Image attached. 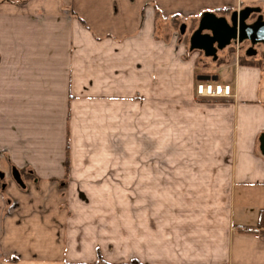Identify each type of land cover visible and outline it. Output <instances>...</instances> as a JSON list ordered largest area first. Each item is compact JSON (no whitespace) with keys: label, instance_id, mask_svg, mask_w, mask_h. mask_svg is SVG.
<instances>
[{"label":"crops","instance_id":"0c3cea01","mask_svg":"<svg viewBox=\"0 0 264 264\" xmlns=\"http://www.w3.org/2000/svg\"><path fill=\"white\" fill-rule=\"evenodd\" d=\"M247 7L0 0V264H264V69L201 99L200 51L158 33Z\"/></svg>","mask_w":264,"mask_h":264},{"label":"water","instance_id":"95a60500","mask_svg":"<svg viewBox=\"0 0 264 264\" xmlns=\"http://www.w3.org/2000/svg\"><path fill=\"white\" fill-rule=\"evenodd\" d=\"M253 15L258 17L253 23H249ZM186 29L187 26L183 24L180 28L182 35L185 34ZM246 42L251 45L250 49L246 51L248 57L257 55L256 46L264 47V17L259 8L247 7L228 16L204 13L199 20L197 29L190 37L189 49L191 52L200 51L205 57L216 62L219 52L224 51L232 44ZM260 150L264 156V134L260 139ZM16 175L18 174L16 173ZM0 178L4 179V174H0Z\"/></svg>","mask_w":264,"mask_h":264},{"label":"rangeland","instance_id":"374dc122","mask_svg":"<svg viewBox=\"0 0 264 264\" xmlns=\"http://www.w3.org/2000/svg\"><path fill=\"white\" fill-rule=\"evenodd\" d=\"M183 24L187 26V29L184 35H182L180 32V28ZM158 27H159L158 33H159L160 38L164 39L167 43L172 44V46H176L177 48L184 45L186 48L185 54L187 56L189 55L188 53L189 52V40H190L192 33L198 27L197 23L171 20L165 23H159ZM249 48H250V45H248L247 42L244 44H232V46L228 47L224 51L219 52L218 60L216 62H214L211 58L205 57L202 52H199V56L197 58V74L206 75V77L210 79V80L205 79L206 80L205 82L217 83L218 85L224 86L221 75L223 74L224 68L226 66H229L230 69L232 68L231 65L237 68L240 66H256L261 69H264V47L261 45L256 46L255 50L257 51V55L254 57H248L246 55V51H248ZM215 75L220 76L219 83L213 81V76ZM201 82L202 81H200L199 83ZM228 84L232 86L231 82H229ZM231 95L233 97V90H232ZM203 99H207V98H203ZM218 99H223V98H218ZM129 205L137 206V198L127 199V206ZM128 219L129 220L126 223V230L128 233L127 234V248L131 245L130 243H133V241L137 244V219L135 218V213H129ZM134 233L136 234L135 239H134L135 236L133 235ZM130 237L134 239L131 242L128 240ZM133 249H136L137 251V246H132L131 250ZM131 264H137V263L134 262Z\"/></svg>","mask_w":264,"mask_h":264},{"label":"built area","instance_id":"2783aa9c","mask_svg":"<svg viewBox=\"0 0 264 264\" xmlns=\"http://www.w3.org/2000/svg\"><path fill=\"white\" fill-rule=\"evenodd\" d=\"M196 93L199 98H231L232 88L230 85L222 86L212 82H201L196 87ZM259 232L264 234V227Z\"/></svg>","mask_w":264,"mask_h":264},{"label":"trees","instance_id":"16d2710c","mask_svg":"<svg viewBox=\"0 0 264 264\" xmlns=\"http://www.w3.org/2000/svg\"><path fill=\"white\" fill-rule=\"evenodd\" d=\"M229 12L230 11H228V10L224 11L225 14L226 13L228 14ZM68 160H69V158H68V155H67V160H66V167H67V169H68ZM259 222H260V225L261 226L264 225V211L261 212V214H260Z\"/></svg>","mask_w":264,"mask_h":264},{"label":"flooded vegetation","instance_id":"af4514ba","mask_svg":"<svg viewBox=\"0 0 264 264\" xmlns=\"http://www.w3.org/2000/svg\"><path fill=\"white\" fill-rule=\"evenodd\" d=\"M257 15H253L252 17H251V19H250V22L249 23H253V21H255L256 19H257ZM248 45H250L249 43H247ZM250 47H251V45H250ZM250 49V48H249ZM248 49V50H249Z\"/></svg>","mask_w":264,"mask_h":264}]
</instances>
